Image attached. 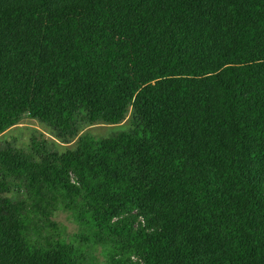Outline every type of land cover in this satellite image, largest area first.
<instances>
[{
  "label": "trees",
  "instance_id": "trees-1",
  "mask_svg": "<svg viewBox=\"0 0 264 264\" xmlns=\"http://www.w3.org/2000/svg\"><path fill=\"white\" fill-rule=\"evenodd\" d=\"M129 111L0 149V264H264V0H0V134Z\"/></svg>",
  "mask_w": 264,
  "mask_h": 264
},
{
  "label": "rangeland",
  "instance_id": "rangeland-1",
  "mask_svg": "<svg viewBox=\"0 0 264 264\" xmlns=\"http://www.w3.org/2000/svg\"><path fill=\"white\" fill-rule=\"evenodd\" d=\"M132 113L129 111L125 120L117 125L92 124L81 115L76 124L77 135L73 140L60 139L57 133L53 132L49 127L41 124L37 120L22 119L19 124L7 129L0 134V149L13 148L21 153L31 155L36 159L54 154H63L73 150L80 138L88 137L95 141L111 139L120 134L132 133L134 128V120ZM54 220L61 226L66 227L68 234L76 233L79 227L73 223L70 216L64 213L55 214ZM96 256L104 259L103 250L100 247L96 249Z\"/></svg>",
  "mask_w": 264,
  "mask_h": 264
}]
</instances>
